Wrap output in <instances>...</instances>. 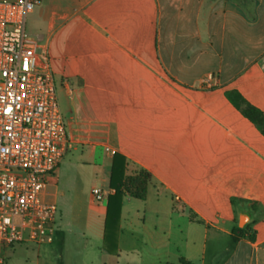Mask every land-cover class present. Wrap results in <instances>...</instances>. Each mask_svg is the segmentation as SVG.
Returning <instances> with one entry per match:
<instances>
[{
	"label": "crops",
	"instance_id": "0c3cea01",
	"mask_svg": "<svg viewBox=\"0 0 264 264\" xmlns=\"http://www.w3.org/2000/svg\"><path fill=\"white\" fill-rule=\"evenodd\" d=\"M38 14L71 143L42 194L64 208L51 264H264V133L229 96L264 116V0H41ZM115 153L152 179L123 199L109 253L91 190L114 193Z\"/></svg>",
	"mask_w": 264,
	"mask_h": 264
},
{
	"label": "built area",
	"instance_id": "2783aa9c",
	"mask_svg": "<svg viewBox=\"0 0 264 264\" xmlns=\"http://www.w3.org/2000/svg\"><path fill=\"white\" fill-rule=\"evenodd\" d=\"M40 3L0 1V264L15 246L54 242L58 209L42 194L71 149L48 50L26 30ZM110 194L91 190L97 203Z\"/></svg>",
	"mask_w": 264,
	"mask_h": 264
},
{
	"label": "trees",
	"instance_id": "16d2710c",
	"mask_svg": "<svg viewBox=\"0 0 264 264\" xmlns=\"http://www.w3.org/2000/svg\"><path fill=\"white\" fill-rule=\"evenodd\" d=\"M236 106L246 104L242 108L243 114L255 123L264 133V116L261 111L246 103L238 92L229 95ZM240 101V102H239ZM127 158L119 153L113 155L112 169L109 187L114 190L107 199V214L104 231L105 250L109 253L117 251V233L119 229L120 216L123 199L130 197L138 200H145L148 188L151 183V174L144 169H139L133 174H128ZM238 231L242 229L238 228Z\"/></svg>",
	"mask_w": 264,
	"mask_h": 264
},
{
	"label": "rangeland",
	"instance_id": "374dc122",
	"mask_svg": "<svg viewBox=\"0 0 264 264\" xmlns=\"http://www.w3.org/2000/svg\"><path fill=\"white\" fill-rule=\"evenodd\" d=\"M4 1V0H0ZM10 2H14L16 0H6ZM38 7L35 8V10L28 15L27 18V25H26V30L27 33L30 36H35L39 33V14H38ZM55 83H56V89H57V97H58V103L60 106V110L63 114V112L66 109V99L64 96V92L62 91V82H61V77L59 75H55ZM138 170H135L137 172ZM62 177L61 180L59 179V187H61L62 184ZM88 181H82L81 185L79 186V191L80 189L82 190V202L84 203V206H89L88 203V198H89V193H85V186L90 187L91 184L87 183ZM67 204L65 208H69L72 206L73 199L72 197L68 198ZM58 208L63 210V205L61 203V199L59 198L58 204L55 203ZM128 212V211H127ZM129 215V214H128ZM127 214L125 215V219L128 218L129 222V216ZM68 220L67 217L63 218V222ZM23 247L22 250H18L15 253V256L13 257V262L12 264H51V262H57L58 256H59V247L55 244L52 247H46V246H34V245H29V246H21ZM27 249V251L25 250ZM48 253V254H47Z\"/></svg>",
	"mask_w": 264,
	"mask_h": 264
},
{
	"label": "water",
	"instance_id": "95a60500",
	"mask_svg": "<svg viewBox=\"0 0 264 264\" xmlns=\"http://www.w3.org/2000/svg\"><path fill=\"white\" fill-rule=\"evenodd\" d=\"M246 223H247V217H245V216H241V217H240L239 227H240V228H243V227L246 225Z\"/></svg>",
	"mask_w": 264,
	"mask_h": 264
}]
</instances>
